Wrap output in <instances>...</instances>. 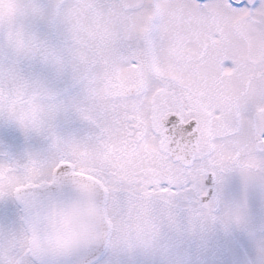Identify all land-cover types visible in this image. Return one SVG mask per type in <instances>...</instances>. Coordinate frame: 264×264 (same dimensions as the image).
<instances>
[{
	"label": "snow or ice",
	"instance_id": "obj_1",
	"mask_svg": "<svg viewBox=\"0 0 264 264\" xmlns=\"http://www.w3.org/2000/svg\"><path fill=\"white\" fill-rule=\"evenodd\" d=\"M0 264H264V0H0Z\"/></svg>",
	"mask_w": 264,
	"mask_h": 264
}]
</instances>
